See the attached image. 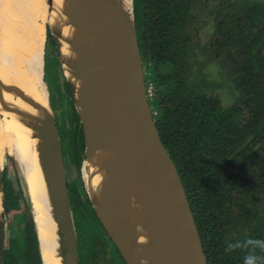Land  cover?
I'll return each instance as SVG.
<instances>
[{
	"label": "trees",
	"instance_id": "1",
	"mask_svg": "<svg viewBox=\"0 0 264 264\" xmlns=\"http://www.w3.org/2000/svg\"><path fill=\"white\" fill-rule=\"evenodd\" d=\"M133 1L136 34L141 33L142 39L138 45L145 76L154 85L162 86L163 90H160V93L163 97L171 98L170 105L166 107L159 105L158 102L149 101L153 111H156L155 126L185 189L207 264H244V257L250 253L259 256L260 264H264V248L252 243L253 241L264 243V224L257 225L247 233H242L240 239L232 237L231 234L228 235L227 231L233 211L245 220H248L252 213L248 208L246 210L244 206L246 203L235 204L248 193L241 190L237 183L227 181L234 178V175H229L227 170L233 169L235 165L242 166L241 162L244 163L245 159L251 161L252 165H257L258 151L261 152V148L248 150L247 146L250 142L252 145L264 143V61L256 55L264 41V2L260 5L244 4L237 14L238 22L234 24L235 26L228 24L230 15L233 18L235 15L223 9L220 10L219 19L216 22L217 33L221 37L219 45L223 50L229 41L239 42L236 37L241 41L239 42L240 50L243 49L241 37L246 39L250 35L252 31H249V27H258L255 31L257 36L250 40L252 42L250 47L245 45L248 52L252 51L250 58L243 64L239 62L238 66L235 65V69L232 66V74L229 70L227 71V74L232 76L230 78L232 86H228L230 91H238L241 95L253 92L252 96L244 100L245 103H253L250 107L252 115L245 118L244 123L241 124L238 118L240 111L221 104L218 85H207L201 88L195 83L194 77L198 78L197 72L202 74L207 72L204 73L200 66L197 67L198 52H193L184 33L188 4L192 0ZM184 1H186L185 7ZM260 21L263 28L258 23ZM236 30L247 34L240 35L236 33ZM47 39L54 46L48 30H46V41ZM55 58L57 59L56 51ZM209 75L205 74L203 77L207 78ZM63 79L70 96L67 82L65 78ZM192 82L194 84H191ZM194 85L198 88L196 89L199 90L198 92L193 91ZM70 102L73 118L79 121L71 96ZM81 139L83 143V136ZM73 146L76 155L74 159L80 164V151L75 145ZM262 167L264 169V162ZM78 169L79 165H77L79 174ZM9 171L5 168L2 173L7 213L11 210L17 211L21 203L18 194L19 184L15 175L12 174L14 171ZM258 177V182H251L248 190L262 194L264 170L258 173ZM223 180L226 183L222 184ZM83 193L85 195L84 191ZM86 198L92 216L103 229L88 197ZM15 213L8 216L12 219L11 225L8 224L2 264H11L12 253L9 244L13 242L12 228L14 219L17 217L14 216ZM256 215L254 218L251 217L252 221H261L260 216ZM22 242L21 250L26 264H40L36 229L34 223L29 222L27 218ZM112 247L118 253L115 246L112 245ZM118 261L124 262L120 255Z\"/></svg>",
	"mask_w": 264,
	"mask_h": 264
},
{
	"label": "bare ground",
	"instance_id": "2",
	"mask_svg": "<svg viewBox=\"0 0 264 264\" xmlns=\"http://www.w3.org/2000/svg\"><path fill=\"white\" fill-rule=\"evenodd\" d=\"M44 5V0H0V81L8 90L0 91V168L3 149L7 147L23 165L42 264H63V253L58 246L59 230L40 163L42 135L35 129L45 128L44 123L50 121L53 114L42 76L45 24L58 39L62 67L79 114L86 116L87 98L96 97L97 103L103 100L91 85L92 75L80 77L71 61L73 52L65 39L68 33L74 38H80L81 33L74 27L63 26V21L71 18L62 12L65 11L63 0H58L53 12L52 8L47 11ZM110 7L107 14L112 20L118 19V11L124 15L129 13L130 0H114ZM113 24L116 29L118 24ZM113 24L102 21L106 31V27ZM108 39L113 41L114 38L110 35ZM108 107L103 116L117 126L114 111ZM138 121L143 122L142 118ZM107 128H100L91 155L83 159L87 162L84 183L92 206L107 228L110 227V211L117 208L118 224L135 230L129 240L137 249V264H162L166 255V241L160 238L163 226L179 220L177 222L187 224L190 236L189 216L171 193L163 175L164 169L165 175H169L165 160L149 142L139 141L132 135L110 141ZM1 205L0 190V214Z\"/></svg>",
	"mask_w": 264,
	"mask_h": 264
},
{
	"label": "water",
	"instance_id": "3",
	"mask_svg": "<svg viewBox=\"0 0 264 264\" xmlns=\"http://www.w3.org/2000/svg\"><path fill=\"white\" fill-rule=\"evenodd\" d=\"M44 2L47 11L50 8H52L51 12L55 11L53 7H57L58 0H44ZM63 2L65 11H61L71 16L70 20L63 21V26L65 24L69 27H74L81 33L80 38L78 36L74 38L72 33L67 34L65 41L73 52V58L69 59L77 68V75L82 78H85L88 73L92 75L91 85L99 91L103 100L101 103H97L96 97L87 98L85 102L86 116L79 114L75 107L70 83L62 67L58 39L52 32L51 27L45 24V38L46 30H48L54 43L59 67L67 82L74 109L82 126L85 146L84 156L88 157L91 155L101 127L108 126L106 133L110 141L120 140L123 136L132 135L138 138L139 141L149 142L148 145L166 162L169 175H165V169V171L163 170V175L168 181L171 193L179 200L180 205L187 212L192 229V234L189 236L186 230L187 224L177 222L179 220H175L176 223L173 224L168 222L163 226L160 238L166 241L164 244L166 255L162 264H207L200 235L188 199L185 196L181 179L173 160L160 139L153 122L148 99L146 98L143 61L136 34L134 1L130 0L129 13L124 15L118 11V19L115 17L113 20L106 11L108 8L112 9L110 6L114 5V0H63ZM102 21H109L112 24L116 22L118 26L116 25L115 29L114 24L113 26L109 25L106 27L108 29L106 31L103 29ZM110 35L113 36V41L108 39ZM83 43H85V50L83 49ZM44 49L45 43L43 47L42 76L48 93L44 79ZM6 88L0 81V91ZM48 101L53 113L50 98H48ZM107 106L113 109L114 119L117 118L116 121H118L117 126L114 122L111 123L107 116H103V111ZM141 118L143 122L138 121ZM44 127L35 129L42 135L43 144L40 147V163L47 182L53 218L59 230L58 246L63 253L62 263L79 264L77 235L70 207L64 158L53 114L50 121L44 123ZM8 157L10 159L15 158L11 154H8ZM3 167L1 165L0 168V190L2 192L0 264H2L5 248L6 201L2 185V173L5 169ZM84 187L91 207L97 216L85 183ZM110 215L111 221L108 228L98 216L97 218L105 232L110 236L125 264H137V249L129 240L134 235L135 230L118 224L117 208H112ZM170 220L172 221V217ZM28 221L32 222L30 215H28ZM40 264H42L41 254Z\"/></svg>",
	"mask_w": 264,
	"mask_h": 264
},
{
	"label": "rangeland",
	"instance_id": "4",
	"mask_svg": "<svg viewBox=\"0 0 264 264\" xmlns=\"http://www.w3.org/2000/svg\"><path fill=\"white\" fill-rule=\"evenodd\" d=\"M185 2L186 1H184L183 4L184 7L186 4ZM263 2L264 0H192L188 4L186 32L184 33L187 37V41L190 42L193 52H198V60L196 63L197 67L200 66L199 68L201 70L203 69L204 73L207 72L205 73L206 76L211 74L209 77L204 78L203 75L205 74L197 72L198 78L196 79V76L194 77L196 81L195 83L201 88L207 85H218L217 90L220 95L219 98L221 104L225 105V107H231L233 110H239L240 114L238 115V118H240L241 124L244 123L245 118L250 116V114L252 115L250 107L253 105V103H245L244 100L249 96H252L253 92H250L246 95H241V93L238 91H230L228 86H232V82L230 81L232 76L228 75L227 71L229 70L231 72L232 66L235 69V65L238 66L239 62H241L240 64H243L247 59L250 58L252 51L248 52V48L245 45L250 47V44H252L250 40L257 36L255 31L258 29V27H249V31H252L250 32V35L246 37V39L243 36L241 37L243 49L241 48L240 50L241 43L239 44V42L241 41L240 38L236 37L239 42L236 43L234 41H229L223 50L219 45L221 37H219V34L217 33L216 22L219 19L220 10L223 9V11H228L235 15V18L230 15V18L228 19V24H232L231 26H233L238 22L237 14L239 11H241V7L244 4L247 6L251 4L260 5ZM45 11L46 9L44 8V12ZM258 23H260V26L262 27V22L260 21ZM236 33L240 35L247 34L246 32H240L239 30H236ZM137 37L138 42H142L141 33L137 34ZM45 47L44 79L49 91L54 121L58 131L59 141L64 158L70 207L77 235L79 264H125V262L122 263L121 261H118L120 255L118 254L119 252L116 253V251L113 249L112 245L114 244L112 243L110 236H108L105 230L100 228L96 223L94 217L91 214L90 208L87 205V195L83 183L84 177L82 178L83 174L85 173V169H87V162L83 160L85 157V146L84 137L83 143L81 139V136H83L82 126L80 121H76L73 118L70 96L64 85V77L59 67L58 60L55 58L54 46L52 45V42L49 41V39L46 41V38ZM218 47L220 49H218ZM256 55L258 58H261V60L264 61V41L262 42V47L257 51ZM144 82L146 86L145 91L148 102L150 100L152 103L158 102L159 105L165 107L170 105L171 98H168L167 96L163 97L160 93V90H163L162 86H156L152 81H148V78L145 76V72ZM191 84L194 83L192 82ZM194 89V92L199 91L196 90L198 88L195 85ZM149 105L153 122L155 124L154 114L156 111H153L151 106L152 104L149 103ZM73 145H75L76 149L80 151V164H78L74 159L76 155ZM258 148H261V152L257 150L259 155L257 165H252L250 163L251 161H247L245 159L244 163L241 162L242 166L235 165L233 169L227 170L229 175H234V178L228 179L227 181L235 184L237 183L241 190L245 192L247 191L248 193L247 196H243L237 200L235 204L246 203V205H244L246 206V210L248 208V210L252 212L251 215H249L250 218L248 220L240 218L238 213H235L236 211H233V214L231 213V217L228 215V217L231 218V221L229 222L225 216V220L229 223V227L227 228L228 235L231 234V236L234 238H239L242 233H247L257 225L264 224V185L262 186V194L249 191L250 189L248 190L249 184L251 182H258V173L261 172V170H264L262 167V162H264V143L262 145H260V143L252 145L250 142L247 146L248 150H255ZM3 151L4 155L2 159V167L4 166L3 168H6L7 171L10 170L9 172L12 170L14 171L12 174L15 175L19 184L20 190H18V194L21 200V203H19V208L17 211H15L16 213L12 210L7 213L6 210L5 242L7 241L6 235L9 229L8 224L11 225L12 219V217L8 218V216H11L13 213H15L14 216L16 215L17 217L15 216L16 219H14V226L12 228L13 242L9 244L11 245L12 253L11 264H26L21 249L23 247L22 241L24 239L25 221L26 218L28 219V215L31 216L33 222L30 195L26 190V184L23 177V165L20 164V160H18L16 157L14 159H10L8 154L12 155V153L7 147H5ZM77 165H79V174L77 172ZM221 183H226V181L223 180ZM83 191L85 192V195ZM185 196L187 198L186 192ZM256 214L260 216L261 221H252L251 217L254 218ZM239 239L234 240L237 241Z\"/></svg>",
	"mask_w": 264,
	"mask_h": 264
},
{
	"label": "clouds",
	"instance_id": "5",
	"mask_svg": "<svg viewBox=\"0 0 264 264\" xmlns=\"http://www.w3.org/2000/svg\"><path fill=\"white\" fill-rule=\"evenodd\" d=\"M252 243L260 245L264 248V243H261L260 241H253ZM244 264H260V257L250 253L244 257Z\"/></svg>",
	"mask_w": 264,
	"mask_h": 264
},
{
	"label": "flooded vegetation",
	"instance_id": "6",
	"mask_svg": "<svg viewBox=\"0 0 264 264\" xmlns=\"http://www.w3.org/2000/svg\"><path fill=\"white\" fill-rule=\"evenodd\" d=\"M116 248V247H115ZM80 263H81V261H80Z\"/></svg>",
	"mask_w": 264,
	"mask_h": 264
},
{
	"label": "crops",
	"instance_id": "7",
	"mask_svg": "<svg viewBox=\"0 0 264 264\" xmlns=\"http://www.w3.org/2000/svg\"><path fill=\"white\" fill-rule=\"evenodd\" d=\"M139 46V45H138Z\"/></svg>",
	"mask_w": 264,
	"mask_h": 264
}]
</instances>
